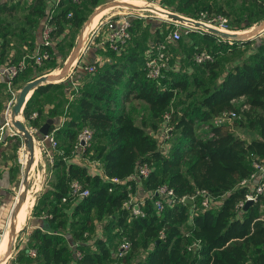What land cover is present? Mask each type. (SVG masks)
<instances>
[{
	"label": "trees",
	"instance_id": "obj_1",
	"mask_svg": "<svg viewBox=\"0 0 264 264\" xmlns=\"http://www.w3.org/2000/svg\"><path fill=\"white\" fill-rule=\"evenodd\" d=\"M24 1L27 5H22L21 21L12 26L14 32L8 30V20L0 16L3 63L16 62L37 42L35 32L47 0ZM99 1H59L50 20V54L40 63L47 64L45 72L55 64L53 46L60 49L67 33L78 28L86 12ZM166 1L170 10L178 13L200 2ZM16 4L19 0L1 1L0 15L12 14ZM141 17H131L130 38L123 47L114 50L105 46L102 62L95 56L89 61L95 63V68L85 74L73 92L67 105L69 117L54 129L53 124L48 126V132L53 130L60 142L53 148L50 179L33 206L34 217L41 224L27 232L13 260L19 264H129L130 255L116 256L118 243L113 242L115 237H125L130 242V253L137 247L145 249L143 257L130 264H264V213L259 210L262 194L247 208H235L245 191L239 181L252 170L251 160L264 158V32L255 41V37L225 39L199 28L191 29L186 33L193 38L185 56L188 65L183 69L165 68L153 78L145 75L146 51L151 53L152 46L163 41L165 34L156 26L151 31V41L144 43L148 26ZM137 30L142 32L137 34ZM9 35H15L19 45L24 44L22 54H5ZM178 40L180 37L166 41L167 50L175 48ZM72 43L67 40L66 48ZM249 44L252 47L246 54L218 75V54ZM200 49L210 52L212 58L194 62L192 55ZM38 65L28 59L10 82L15 83L16 76L26 68ZM5 83L0 80V90ZM59 86V82H48L32 88L22 106V115L29 124L37 127L41 123L42 110L33 104L35 95ZM196 89L199 90L194 95ZM239 97L241 100L235 102ZM132 100L143 107L139 121L135 120ZM125 102L129 103L127 108ZM31 111L36 114L30 116ZM49 111L48 115L55 114L53 108ZM228 111L235 113L230 121L213 122L215 116ZM163 121L170 127L164 149L146 130L147 126L153 130ZM83 125L92 129L83 156L88 154L98 160L100 172H89L85 165L65 158ZM232 125L255 130L256 135L244 138L232 131ZM140 163L149 168L139 178L141 188L150 191L164 184L172 190L174 201L157 211L153 205L157 195H144L142 214L134 215L123 201L135 190L136 184L128 176ZM74 179L87 189V194L78 197L70 193ZM202 189L211 201L217 200L216 206H201L197 191ZM182 196L191 197V201L179 200ZM191 206L194 210L189 213ZM96 221L100 222L101 234L88 237ZM29 248L34 249V254L29 253Z\"/></svg>",
	"mask_w": 264,
	"mask_h": 264
},
{
	"label": "rangeland",
	"instance_id": "obj_2",
	"mask_svg": "<svg viewBox=\"0 0 264 264\" xmlns=\"http://www.w3.org/2000/svg\"><path fill=\"white\" fill-rule=\"evenodd\" d=\"M120 2L122 1V3L124 2V0H100V2L98 3V7L93 6L92 8H90V10L88 12H86L85 16H84V20L83 22L80 24V26L76 29H72L67 33V36L65 37V40L60 42V49H58V47L56 45L53 46L54 48V55H55V61H54V66L48 71L45 72V67L47 66V64L45 65V63L43 64H39L37 67H28L26 68L25 71H23L21 74L16 76V82H10L9 85H6L3 87H1L0 90V123L3 120V115H4V110H5V106L8 102H10V107L9 110H7L6 112V117L7 120L12 123V104L14 103L19 90L21 88V86L28 80L33 79L34 75L35 77H37L38 75H41L43 73L45 74H55L58 75L59 74V78L56 79L53 82H59V87H57V90L54 89V91L49 90L48 92L44 93L43 95H41L40 97L38 95H35V100H34V106H40L42 112H41V116H40V121L41 123L44 121V117L45 115L50 114L49 108H48V104H53V103H59V105H57V107H53V111H55V113H59L61 112L63 114V111L65 110V106L63 107V104H67V97L65 95H69L73 94V92H75L77 90V87L79 85V83L84 79V76L87 72V70H85L84 65L86 62H82V61H78L76 62V58L77 56H80L83 54V52L87 51L88 46L90 45L88 43V38H90L93 41L98 40V35L100 33V30L97 31V29L95 28L94 31H97L98 35H94L92 34V29L88 30L86 32V34L84 36H81V41H79L78 43V47L77 50H74L75 47V42H76V38L80 32V30L82 29V27L86 24V21L88 19H90L89 17H92V12L94 9H100L99 7H105L111 4H107L110 2ZM27 2V1H26ZM26 2L24 0H19V5L16 4V9L14 10V12L12 14H7V13H2L0 16L2 17L3 20H8V22L3 21V23L5 22V24L8 26V30H11L14 32L16 29L13 28V25L18 24L19 21H21V15L23 13V7L24 4H26ZM128 2L131 3H136L139 5H135V6H140L143 5L142 8L144 9H131V8H125L122 6H112L111 8H108L105 12L106 14H110L111 12L113 14L116 13H120V12H134V13H141L142 17L145 18L147 20V24H148V29L150 30V33L148 35V38L146 40V42H150L151 41V31L154 29V26L157 25L160 27L161 31L163 30L165 36L168 33V31L170 29H172L173 27H177L179 29H183L184 25L182 21H178V24H174L172 21H174L173 19H168V17L165 14H160L158 11L156 10L154 7L158 6L159 8H164L167 9L169 11H173L170 10V4L167 3L166 0H129ZM125 3V2H124ZM127 3V2H126ZM163 3V4H162ZM166 3V4H165ZM197 4V3H196ZM27 5V4H26ZM25 5V6H26ZM104 5V6H103ZM132 5V4H129ZM169 5V6H168ZM147 6V7H145ZM150 6L152 7L149 8ZM165 6V7H164ZM175 12V11H173ZM178 13V12H175ZM180 15H184V16H188V17H192V18H198L201 20H206L207 18L211 17V16H215L217 14H224L227 18V24L229 26V28L233 29V30H237L240 32L246 31L249 28L254 27L261 19L264 18V0H200V2L197 4V7L194 6H190L189 8H187L184 11L180 10V13H178ZM247 23H251L248 27H245ZM94 25V24H93ZM167 29H166V28ZM166 32V33H165ZM227 32V31H226ZM264 32L261 31V33ZM187 32L181 31V35L180 40L177 41L176 43V47L173 49H170L169 51V59H168V65L171 66H176V68H185L186 65H188V58H186V52L188 51L190 45H192L191 40H193V38L186 35ZM15 35H9L10 41L8 46H12L15 47ZM254 36L256 37L257 35H252L251 37L247 38H254ZM257 38V37H256ZM72 40V45L70 46V48H66L67 45H65V42L67 40ZM84 40V41H82ZM67 44V43H66ZM91 45H93V43H91ZM252 47L251 44L249 45H245L239 48H236L235 51L232 52H228V51H222L220 54H218L217 56V62H218V68H217V73L218 75H222L224 73V71L228 68V66L233 63L238 61L239 59H241V57L246 54V52ZM8 49V47L6 48V50ZM81 50V51H80ZM9 51V50H8ZM7 51V52H8ZM24 52V51H23ZM22 52V53H23ZM145 52V51H144ZM8 55V53H7ZM9 56V55H8ZM3 62H0V66H3ZM78 66V67H77ZM76 68H78L77 70H81L82 73L79 72L80 76L79 78L75 77L74 74L76 71ZM40 71V72H39ZM57 73V74H56ZM201 74V73H200ZM202 76V74H201ZM75 77V78H73ZM79 80V82L73 83V81H77V79ZM207 77L205 76L204 79H206ZM199 89H196L194 91V95L195 93L198 91ZM31 93V90L29 92V95ZM28 95H26L25 99L28 98ZM53 100H55L54 102H52ZM241 100V98H237L235 100V102H239ZM131 104L134 105L135 107V120L139 121L140 117L144 114L143 112V107L140 105L141 103H139L137 100H132L130 101ZM65 104V105H66ZM23 106V104H22ZM61 106V107H58ZM124 106L127 108L129 106V103L125 102ZM173 105L171 104L170 109H172ZM32 112V111H31ZM21 121L25 127L27 128V130L29 131V133L31 134L32 137V144L34 142V145L32 146V161L31 164L30 163V154H29V150L26 147V145L23 142V137H22V133L19 130H15V134H13L11 136L12 141L10 142V150H9V157L12 160V164L14 167V171L16 173V180H15V198L13 201V206L12 209H14V204L20 199V197L18 196L19 191L21 189H28L30 186V183L32 182V180H34V177L36 175V172L38 173V177H39V182H38V189L36 190V192H34V199H33V203H32V207L30 208V211H28L27 213V217L24 221V223L22 224L21 229L16 232L12 239H11V244L10 242L7 243L6 248L3 250V253L5 252V250L7 249L8 252V257L6 256L5 258H3V262L2 264H19L17 261L13 260L14 259V253L18 250V248H20L24 243H25V238L27 235L28 230L30 229L32 223H33V219L37 218L36 216L34 217V213H33V206L36 203L38 196L41 194V192L44 190V188L46 187L49 179H50V170H49V166L50 163L53 160V147H51L48 143H46V141L42 140V137L40 135V133L38 132V126H32L31 124H29L27 122V120L24 118V116L22 115V107H21V111H19L17 119ZM230 121V119H229ZM162 123L160 125H157V127H155L153 129V134L154 136L160 141H164V138L166 137V133L163 130V127L159 129L158 126H161ZM157 129V130H156ZM160 131V132H157ZM232 131L234 133H237L241 136H243L244 138H250L252 136L256 135L255 130H249L248 128L244 127V126H238V125H233ZM57 143L60 142V138L57 137L56 139ZM55 149V148H54ZM26 154V163L25 165H23L22 163V155ZM73 155V154H72ZM70 156V155H68ZM78 158H83L82 162L84 164L87 165V167L89 169H87L89 172H97L99 171V164L97 162H99L98 160L95 161V158H89L88 154H85V156H81L80 154H77ZM51 158V160L49 159ZM68 161L70 157H67ZM74 157H72L73 159ZM91 159V160H89ZM25 167H28L27 171L25 172ZM25 172L26 174V178H28V180L25 182V185H21V175ZM40 186V187H39ZM136 191V192H135ZM36 193V194H35ZM134 193L137 195L139 194L135 188ZM140 196V195H139ZM19 197V198H18ZM142 197V196H141ZM211 205L216 206L217 205V200L213 201L211 203ZM261 205V204H260ZM194 209L193 207H189V212H192ZM259 210H264V203L259 206ZM19 218V215L15 217V221H17V219ZM7 228V222L2 223L0 225V237L1 234L6 230ZM100 222H95V228L93 229V234H89L88 237L91 236H95V233L100 231ZM97 229V230H96ZM99 229V230H98ZM101 234V231H100ZM1 239V238H0ZM122 239V237H115L113 239V242L119 243L120 240ZM10 247V250H8V248ZM130 247L129 249L125 252V254L130 255L129 257V264L130 262L135 261L137 258H141L143 257L144 253H145V249L142 247H137L135 248L131 253H130ZM5 254V253H4ZM3 254V255H4ZM24 264H34L31 262H27ZM114 264V263H112ZM248 264V263H247Z\"/></svg>",
	"mask_w": 264,
	"mask_h": 264
},
{
	"label": "built area",
	"instance_id": "obj_3",
	"mask_svg": "<svg viewBox=\"0 0 264 264\" xmlns=\"http://www.w3.org/2000/svg\"><path fill=\"white\" fill-rule=\"evenodd\" d=\"M13 1V0H12ZM60 0H47V7L45 8L44 15L40 22V31H39V39L35 43L33 49L24 55H22L16 62H9L4 63L3 66L0 68V76H3L6 82V85L10 84V78L13 77L16 72L20 69H22L25 65L28 59H31L32 62L36 64H40L45 58L49 57V50L47 49V46H51L52 39L50 37V32L53 28V24L50 21L52 13L54 9L56 8L57 4ZM134 9V8H131ZM142 9V8H141ZM138 10V9H135ZM67 15H70L68 12ZM133 16H142L141 13H134V12H120L113 14L112 12L110 14H106V16L101 17L99 21L94 25V28L92 30V34L98 35L97 31L100 30V33H102V36L98 42L105 47H109L114 50H118L121 47L125 45L127 40L130 38V32H129V25H130V19ZM186 18L193 20V21H199L203 24L213 27L218 30L227 31V32H234L237 30H233L229 28L227 24V18L224 14H217L215 16H211L207 18L206 20H201L198 18H192L186 16ZM169 19V18H168ZM175 25L178 24V21L174 20L172 21ZM184 25L183 29H179L177 27H173L168 31L166 36H164L163 41H159L155 43L152 47L151 53L147 52V57L144 60L143 67L145 69V75L148 77H157L159 74H161L162 70L168 67H174L168 65V59H169V51L167 50L166 41H174L179 38L181 31L188 32L191 29H196L198 27L194 26L190 22L182 21ZM95 28L97 31H94ZM92 29V28H91ZM200 29V28H199ZM99 33V34H100ZM84 41V40H83ZM96 40L93 41L90 38H88V43H95ZM81 51V50H80ZM212 58V55L210 52L204 49L197 50L192 55V60L194 62H201L203 60H210ZM98 60V59H96ZM85 70L88 72H92L95 68L94 62H89L84 65ZM10 102H8L5 106L3 120L0 123V143H3L5 140V136H12L15 134L16 128L14 127L13 123H10L7 120L6 112L9 110ZM36 114L35 111H32L30 116H34ZM234 111H228V112H222L221 114L215 116L213 118V122L215 124L221 123L232 116H234ZM165 117L167 114L164 115ZM163 123V130L165 133L170 128L165 125L164 121ZM92 135V129L87 126L83 125L76 133L75 141L72 144L71 153L74 157L77 156V154H80L83 156V151L85 150L86 146L89 144L90 138ZM42 140H47L48 144L51 147H55L57 144L56 138L53 136L52 132H47L44 135H41ZM159 141V140H158ZM163 141H159L160 148L164 149V143ZM51 160V158H49ZM96 161V160H95ZM251 167L252 170L250 173L243 177L239 184L241 186L245 187V191L241 198H239L235 203V208L240 209L243 207V204L246 200H250L251 203L256 201L259 197V195L263 194L264 192V158H253L251 160ZM148 165L146 163H140L138 164L136 170L128 176L130 180H133L135 184L139 182V178L143 177L148 172ZM113 180H116L115 178H112ZM155 193L157 196L153 200L154 208L157 211H160L164 204H171L174 201L173 198V192L170 188H167L164 184L157 185L153 190L146 191V195L151 196L152 193ZM70 193L75 196H82L87 194L86 188H81L80 183L77 180H72L70 184ZM197 193L201 194L200 204L202 207H208L211 205L213 201H211V198L207 194V191L205 190H199ZM185 196H182L179 200L184 201L183 198ZM191 198V197H189ZM143 203L142 197H135L131 193L128 194V197L123 201L124 205L130 206L131 213L134 215L142 214L141 210V204ZM161 235V233H159ZM130 246V242L127 238L123 237L120 242L118 243L115 251L116 256H122ZM30 254H34V249L29 248L28 249ZM74 255L78 256L79 251L75 250Z\"/></svg>",
	"mask_w": 264,
	"mask_h": 264
},
{
	"label": "crops",
	"instance_id": "obj_4",
	"mask_svg": "<svg viewBox=\"0 0 264 264\" xmlns=\"http://www.w3.org/2000/svg\"><path fill=\"white\" fill-rule=\"evenodd\" d=\"M1 1H5V0H0V2ZM100 2V1H99ZM98 4H96L95 5V8H96V6H97ZM46 7H47V5H46ZM98 7V6H97ZM95 10V12L98 10V9H94ZM93 10V11H94ZM106 10H104V11H102V12H100V13H102V14H100V16H98L97 17V20H96V23L99 21V19L101 18V17H104V16H106V12H105ZM143 20H144V22L147 24V20L145 19V18H143V17H141ZM42 19V18H41ZM41 19H40V21H39V26H38V28H37V30H36V32H35V41H38V39H39V31H40V22H41ZM95 23V24H96ZM94 24V25H95ZM93 26V22H92V24H91V27ZM147 26H148V24H147ZM157 25H155L154 26V28L156 27ZM91 27H90V29H91ZM89 29V30H90ZM140 32H142V30H137V34H140ZM149 33H150V30L148 29L147 30V32H146V34H147V36L145 37V40H144V43H147L146 42V40H147V38H148V35H149ZM260 34V33H259ZM258 35V34H257ZM99 37H98V40L101 38V36H102V33H100L99 35H98ZM255 37V36H254ZM256 38V37H255ZM257 39L258 38H256V40L255 41H257ZM132 41V40H131ZM133 43H134V41H133ZM142 43V42H141ZM15 44V47H12V46H8V49L6 50V52H5V54L6 53H8V55L11 57V56H14V55H16V56H18V55H20V54H22V52H23V49H24V44H21V45H19L17 42H15L14 43ZM254 45V44H253ZM138 46H139V44H138ZM242 47V46H241ZM9 50V51H8ZM8 51V52H7ZM103 51H104V47L100 44V42H95L93 45H89L88 46V48H87V51H85V52H83V54L82 55H80V56H77V58H76V62H78L79 60L80 61H82V62H89V61H91V59L95 56L96 57V59L97 58H99L100 59V62H102L103 60H104V53H103ZM143 53V52H142ZM1 62V61H0ZM85 63V64H86ZM2 66H0V68H1ZM78 67V66H77ZM78 68H76V71L77 72H75V74H74V76L75 77H77V78H79V76H80V74H79V72L80 73H82L81 72V70H77ZM75 77H73V78H75ZM76 78V79H77ZM0 80H3V82H5L4 80V77L3 76H0ZM76 82H79V80L77 79V81H73V83H76ZM6 84V83H5ZM55 90H57V88L55 89ZM49 91V90H48ZM48 91H46V92H48ZM52 91H54V90H52ZM45 92V93H46ZM44 94V93H43ZM43 94H40L39 95V97L41 96V95H43ZM66 97H67V104L65 105V104H63V107L65 106V110L63 111V114L61 113V112H59V113H55V114H53V115H45V117H44V120L46 119V118H52L53 119V129L54 128H56L57 126H59L62 122H63V120L65 119V118H67V117H69L68 116V108H67V105H68V102H69V100H71V98H72V96H71V94H69L68 96L67 95H65ZM55 100H53L52 102H54ZM57 104L59 105V103H53V104H48L47 106H48V108L50 109V108H53V107H57ZM58 107H61V106H58ZM40 116H41V114H40ZM229 119H227L226 121H228ZM162 123V122H161ZM161 123H159V125L161 124ZM41 124V123H40ZM162 126H163V123H162V125L161 126H158V128L157 129H159V127L160 128H162ZM233 128V125L231 126V129ZM156 129V130H157ZM146 130L148 131V132H150V133H152L153 134V130L150 128V127H146ZM49 132H52V134H53V130H51V131H49ZM157 132H160V131H157ZM237 134V133H236ZM239 135V134H238ZM241 136V135H240ZM243 137V136H242ZM12 139L13 138H11V136H5V140H4V142L3 143H0V225L2 224V223H6V220H7V217H8V215H9V212H10V210L12 209V206H13V201H14V198H15V190H14V188H15V180H16V173H15V171H14V167H13V165L14 164H12V160L10 159V157H9V150H10V142L12 141ZM56 139H57V137H56ZM44 141H46V143H48L47 142V140H44ZM164 143V148L167 146V143L168 142H162V144ZM70 156H66L65 158L68 160V158L67 157H70L69 158V161H72V162H75V163H79V164H81V165H85L86 167H87V165L86 164H84L83 162H82V160H83V158H78V157H74L73 155H72V153H71V151H70V154H69ZM72 157H74L73 159H72ZM89 160H91V159H89ZM96 160V159H95ZM97 161V160H96ZM98 164H99V162H97ZM98 168H99V171H97V172H100V164H99V166H98ZM87 169H89L88 167H87ZM93 172H95V171H93ZM33 186V180H32V182L30 183V188ZM135 188H136V190H137V192L139 193V194H135L134 192L133 193H131L133 196H135V197H143L144 195H146V191L145 190H143L142 188H141V186H140V182H138L137 184H136V186H135ZM29 189V188H28ZM28 189H25L24 190V193H25V191L26 190H28ZM19 191V193H18V196L20 195V190H18ZM136 192V191H135ZM140 195V196H139ZM262 196V199H264V192H263V194L261 195ZM261 199V198H260ZM262 203H260L261 205L264 203V200H262L261 201ZM260 205V206H261ZM32 207V206H31ZM30 211V210H29ZM261 211V213H264V210H260ZM17 213V214H16ZM190 213V212H189ZM19 215V218L17 219V221H15V217L16 216H18ZM27 217V216H26ZM26 217H24V219L23 218H21V216H20V213L17 211V212H15V214L13 215V217L11 218V221H10V224H9V226H8V224H7V228H6V230L1 234V239H0V258H1V256L3 255V250L6 248V246H7V243L10 241L9 240V237H13V235L16 233V232H18L20 229H21V227H22V224L24 223V221H25V219H26ZM188 220L190 221V218H188ZM13 222H14V230L12 231V225H13ZM22 223V224H21ZM17 224H19L18 226H17ZM38 224H41V221H39L37 218H35V219H33V223H32V225H31V227H30V229L28 230V231H30L31 229H32V227L34 226V225H38ZM17 226V227H16ZM97 230V229H96ZM99 230V229H98ZM100 235V231L99 232H97V233H95V236H99ZM7 238V239H6ZM3 260L4 259H2L0 262H3Z\"/></svg>",
	"mask_w": 264,
	"mask_h": 264
},
{
	"label": "water",
	"instance_id": "obj_5",
	"mask_svg": "<svg viewBox=\"0 0 264 264\" xmlns=\"http://www.w3.org/2000/svg\"><path fill=\"white\" fill-rule=\"evenodd\" d=\"M107 4H111V6H122V7H125V8H134V9H141L143 6H135V5H129V4H117V2H110V3H107ZM104 6V5H103ZM147 7V6H145ZM152 6H150L149 8H151ZM101 8V7H99ZM144 9V8H142ZM153 9V7H152ZM156 9V8H155ZM156 10H159L161 11L163 14H165L169 19H173V20H178V21H185V22H190L192 23L194 26L202 29V30H205V31H208L210 33H213L221 38H225V39H246V38H249L251 37L252 35H257L259 33H261V31L264 30V18L261 19L254 27L252 28H249L248 30L246 31H243V32H226V31H222V30H218V29H215L213 27H210V26H207L205 24H203L202 22H199V21H193V20H190L188 18H186V16L184 15H180L178 13H175L173 11H169L167 9H164V8H159V9H156ZM95 13V10L92 12V15ZM91 15V16H92ZM90 18V17H89ZM89 20V19H88ZM88 20L86 21V23L88 22ZM86 24L82 27V29L80 30L77 38H76V42H75V47H74V50L76 49L77 50V47H78V43L79 41H81V36L83 34V30L85 28ZM83 41V40H82ZM59 78V74L58 75H55V74H41V75H38L37 77H34L33 79H30L28 81H26L20 88L19 90V93L14 101V103L12 104V107H11V110H12V123L14 125V127L19 130L21 133H22V137H23V142L24 144L26 145V147L28 148L29 150V154H30V163L31 164V161H32V137H31V134L29 133V131L27 130V128L25 127V125L19 121V120H16L14 119V115H17L19 113V111H21V107H22V104L25 100V97L27 95V93L29 92V90H32V88L36 87L37 85L39 84H44V83H48V82H53L55 81L56 79ZM53 123V119L52 118H46L39 126H38V132L40 133V135H44L48 132V126L50 124ZM28 167H25V172L27 171ZM25 172L21 175V185H25V182H26V174ZM183 200L185 202H190L191 199L188 197V196H185L183 198ZM251 204V201L250 200H246L243 204V209L247 208L249 205ZM16 210L15 209H11L10 212H9V215L7 217V224L9 226L10 224V221H11V218L13 217V215L15 214ZM11 239L12 237H9V242L11 244ZM8 250H10V247L8 248ZM8 252L7 249L5 250V254L1 256L0 258V261L5 258L7 255H8ZM8 257V256H7Z\"/></svg>",
	"mask_w": 264,
	"mask_h": 264
},
{
	"label": "bare ground",
	"instance_id": "obj_6",
	"mask_svg": "<svg viewBox=\"0 0 264 264\" xmlns=\"http://www.w3.org/2000/svg\"><path fill=\"white\" fill-rule=\"evenodd\" d=\"M129 0H124V2L122 3V1L120 2H117V4H132V5H139V4H136V3H131V2H128ZM127 2V3H126ZM140 6H143V5H140ZM112 6L111 5H108V6H105V7H101L100 9H98L93 15L92 17H90V19L88 20V22L86 23V26L83 30V34L82 36H84L86 34V32L90 29L91 27V24L93 22V24L96 23V20H97V17L100 16V12L104 11V10H107L108 8H111ZM156 9H159L158 6L154 7ZM160 14H163L161 11H158ZM94 26V25H93ZM93 26L91 28H93ZM234 32H240V31H234ZM57 74V73H56ZM30 92V90H29ZM29 92L27 93V95L29 96ZM27 96V97H28ZM12 115V114H11ZM17 115H14V119H17ZM34 145V142L32 144V146ZM26 154H23L22 155V163L23 165H25L26 163ZM28 180V178H26V181ZM38 182H39V177H38V173L36 172V175L34 177V180H33V186L28 190L25 191L24 193V189H21L20 190V199L14 204V209L16 210V212L18 211L20 213V216L21 218L24 219V217L27 215L28 211L30 210L31 206H32V203H33V199H34V192H36V190L38 189ZM40 187V186H39ZM36 194V193H35ZM18 197V198H19ZM17 214V213H16ZM22 224V223H21ZM19 224H17L18 226ZM16 226V227H17ZM14 230V222H13V225H12V231ZM7 239V238H6ZM0 264H2V262H0Z\"/></svg>",
	"mask_w": 264,
	"mask_h": 264
}]
</instances>
